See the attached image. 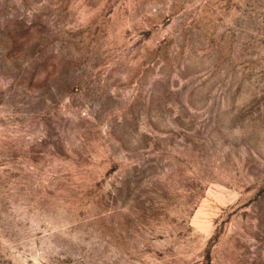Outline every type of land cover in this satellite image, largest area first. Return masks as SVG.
I'll return each instance as SVG.
<instances>
[{
	"label": "rangeland",
	"instance_id": "obj_1",
	"mask_svg": "<svg viewBox=\"0 0 264 264\" xmlns=\"http://www.w3.org/2000/svg\"><path fill=\"white\" fill-rule=\"evenodd\" d=\"M0 264H264V0H0Z\"/></svg>",
	"mask_w": 264,
	"mask_h": 264
}]
</instances>
